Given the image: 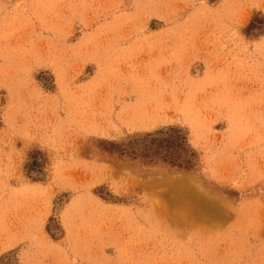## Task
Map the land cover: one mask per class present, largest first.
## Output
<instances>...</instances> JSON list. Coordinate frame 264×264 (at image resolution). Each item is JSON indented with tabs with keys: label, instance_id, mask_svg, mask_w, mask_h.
<instances>
[{
	"label": "rangeland",
	"instance_id": "1",
	"mask_svg": "<svg viewBox=\"0 0 264 264\" xmlns=\"http://www.w3.org/2000/svg\"><path fill=\"white\" fill-rule=\"evenodd\" d=\"M60 1L0 0V264H264V0Z\"/></svg>",
	"mask_w": 264,
	"mask_h": 264
},
{
	"label": "trees",
	"instance_id": "2",
	"mask_svg": "<svg viewBox=\"0 0 264 264\" xmlns=\"http://www.w3.org/2000/svg\"><path fill=\"white\" fill-rule=\"evenodd\" d=\"M107 144L110 147L105 149L109 152L131 154L149 161L161 160L179 168H188L191 164V148L187 144L185 133L180 128L170 127L156 134H147L141 140H133L127 144L113 141H108ZM37 163L34 158L28 165L35 167Z\"/></svg>",
	"mask_w": 264,
	"mask_h": 264
},
{
	"label": "crops",
	"instance_id": "3",
	"mask_svg": "<svg viewBox=\"0 0 264 264\" xmlns=\"http://www.w3.org/2000/svg\"><path fill=\"white\" fill-rule=\"evenodd\" d=\"M64 2V1H63ZM62 1H60V0H40V3H39V5H38V7H37V9L39 10V8H41L42 9V11H43V8L42 7H44L45 5H46V3L48 4V3H50V4H48V5H50L51 7V9H55V8H57L58 10H61V11H69V10H71L70 8H68V7H66V6H63L62 5V3H63ZM56 3H57V5H56ZM102 9H105V7H104V5L102 6ZM92 33L93 34H97V35H100V36H103V35H106V36H104V38H105V41H103V42H99V43H101V44H105V46H101V47H99V48H104V47H108L107 46V44L109 43V44H113V41H107L106 40V38L107 37H111L112 38V35L111 34H113L114 32H110V31H108V30H105V29H96L95 31H92ZM101 38V37H100ZM109 47H112V45L111 46H109Z\"/></svg>",
	"mask_w": 264,
	"mask_h": 264
}]
</instances>
